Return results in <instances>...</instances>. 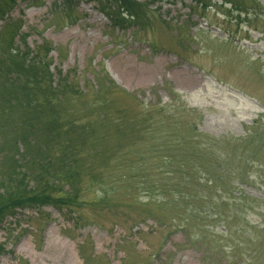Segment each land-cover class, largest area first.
<instances>
[{
  "label": "rangeland",
  "instance_id": "obj_1",
  "mask_svg": "<svg viewBox=\"0 0 264 264\" xmlns=\"http://www.w3.org/2000/svg\"><path fill=\"white\" fill-rule=\"evenodd\" d=\"M23 1L0 0L19 6L0 14V57L19 26L14 49L45 64L62 103L31 123L0 112V196L7 138L26 129L35 148L51 135L52 153L81 150L83 203L8 211L0 264H264V148L239 142L264 113V0H133L145 8L124 30L96 0ZM59 119L79 124L52 135Z\"/></svg>",
  "mask_w": 264,
  "mask_h": 264
},
{
  "label": "trees",
  "instance_id": "obj_2",
  "mask_svg": "<svg viewBox=\"0 0 264 264\" xmlns=\"http://www.w3.org/2000/svg\"><path fill=\"white\" fill-rule=\"evenodd\" d=\"M10 1L11 3L13 2V0ZM28 1L24 0L23 2ZM31 1L34 2L35 0ZM65 1H68L67 5H64L65 9L73 11L75 8L74 5L69 4L72 0ZM96 1L103 8V12L111 13V15L107 14V16L111 21L112 27L121 30H124L125 26L131 23L137 24L141 20L142 11L145 8L133 0ZM194 1L197 5L203 6V0ZM254 2L256 3V0ZM226 4L235 7L230 1L226 2ZM106 5H109V8ZM16 6L14 4V7L7 13L4 12L2 14L0 12L2 18H5ZM237 13L239 14L237 18L239 22H241L240 17L242 16H244L245 20L248 19V11L241 9L237 10ZM256 17L258 18V16ZM246 22L248 23V27L251 28V22ZM10 26H14L15 30H10ZM9 27L8 30L10 31L8 33L10 36L5 49L8 58L3 59L0 57L1 115L4 118H10L13 114H21V118L30 123L39 120L40 114L44 111L54 115L57 106L55 102L62 103V100L58 97V94L61 92V86L59 84H53V76L49 70H46L45 64L40 62L38 58L27 57L26 54H20L19 51H16V48L14 49L15 36L18 35L20 28L12 24H9ZM255 28L257 29V27ZM251 31L257 32L255 29ZM260 61V58H258L255 63L258 64ZM13 65L15 66V70L13 69ZM18 71L30 74L32 76V82L23 83L21 80H18L15 77V73H18ZM23 78V75H21L22 80ZM43 96L46 98H42ZM263 118L264 114L253 123V126L249 129L251 132L241 138L239 140L240 143H251L258 139V142H260L259 147L264 148ZM61 124L60 119L52 121L50 125L52 129L54 128L53 133L52 130L50 131L52 135L55 132L65 131L66 129L70 133L77 129L79 123L75 120H69L64 127ZM22 131L23 135L21 137L15 139L16 133H14L7 138L10 140L9 149L12 150V153L10 152V155L5 160H1V168L4 166V161L8 160L10 162V173L3 175V179L5 180L3 181V185L5 188H3V195L0 196V227L4 224L5 218L8 216V211L15 210V207L26 209L28 208V204H31L32 207L36 206L40 208L46 205H52L55 209L65 210L70 214L82 208L83 201L81 195L83 190L80 189V186L83 182L81 170L84 161L81 158V150L77 145L72 146L70 145L72 142H69L61 146V148L59 147V154L55 153V151L52 153L46 147V145H51L53 141L51 135L49 145L47 142H42L35 148L32 146V144H35L34 141H31L33 140L32 133L26 129L19 130L18 132ZM7 139L4 137V140ZM147 141H149L147 137L142 139L143 144ZM18 143L23 145L22 152L17 148ZM146 151L150 152L147 146ZM246 152L244 151L245 154L241 157L238 156L240 161H246V158H249ZM31 155H34V157L32 156L31 158ZM33 171L35 174L32 173ZM30 183H33V187H31ZM65 183L69 186L68 191L63 190ZM99 184L103 185L101 182ZM143 186L146 188V185ZM136 190H140L139 187H136ZM173 222L181 223L182 220L174 219ZM185 228L179 229L184 230Z\"/></svg>",
  "mask_w": 264,
  "mask_h": 264
}]
</instances>
